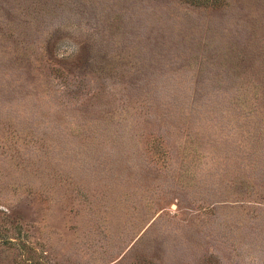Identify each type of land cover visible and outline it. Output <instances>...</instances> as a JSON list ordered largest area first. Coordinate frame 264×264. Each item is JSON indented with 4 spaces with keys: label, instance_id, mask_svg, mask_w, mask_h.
<instances>
[{
    "label": "rangeland",
    "instance_id": "374dc122",
    "mask_svg": "<svg viewBox=\"0 0 264 264\" xmlns=\"http://www.w3.org/2000/svg\"><path fill=\"white\" fill-rule=\"evenodd\" d=\"M0 264H264V0H0Z\"/></svg>",
    "mask_w": 264,
    "mask_h": 264
}]
</instances>
